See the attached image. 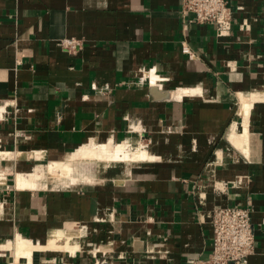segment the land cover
Masks as SVG:
<instances>
[{
  "label": "crops",
  "instance_id": "crops-1",
  "mask_svg": "<svg viewBox=\"0 0 264 264\" xmlns=\"http://www.w3.org/2000/svg\"><path fill=\"white\" fill-rule=\"evenodd\" d=\"M227 5L232 26L220 37L185 23L180 0H0V150L15 154L0 159L3 180L28 172L30 153L61 160L91 140L155 157L71 187L0 183V238L85 245L33 264H206L208 212L241 205L255 235L247 264H264V0ZM66 37L83 45L69 52L58 44ZM243 102L237 148L228 134Z\"/></svg>",
  "mask_w": 264,
  "mask_h": 264
},
{
  "label": "built area",
  "instance_id": "built-area-1",
  "mask_svg": "<svg viewBox=\"0 0 264 264\" xmlns=\"http://www.w3.org/2000/svg\"><path fill=\"white\" fill-rule=\"evenodd\" d=\"M179 13L185 23L212 24L217 36L224 37L230 33L232 15L227 0H180ZM58 44L69 52H76L83 45V40L66 37L60 39ZM180 50L194 57L184 39L180 41ZM143 72L140 69V83L146 80ZM5 186L11 188L7 183ZM251 212L250 207L241 205L218 206L208 212L212 239L206 264H247L255 249Z\"/></svg>",
  "mask_w": 264,
  "mask_h": 264
},
{
  "label": "bare ground",
  "instance_id": "bare-ground-1",
  "mask_svg": "<svg viewBox=\"0 0 264 264\" xmlns=\"http://www.w3.org/2000/svg\"><path fill=\"white\" fill-rule=\"evenodd\" d=\"M189 91L190 90L188 89H177V91L172 92L171 95L179 97L182 96V94H187ZM248 112V104L243 102L241 109L243 119L246 117ZM246 132L245 119L243 120V123L239 125L238 129L237 125L236 127L233 126L230 128L228 137L233 146L237 148H241L243 146L246 140ZM13 154L14 153L10 151L0 150V159L10 158ZM36 155L40 157L43 156L41 152H35V156ZM75 157L80 160L104 162L143 161L155 158L154 155H151L142 145L130 147L126 140L120 142H96L91 140L90 142L83 144L70 152L65 157V161L54 160L48 164L46 168L48 176L61 177L63 176L62 174H66L68 170L67 161ZM41 166L42 165H38L28 172H16L13 176L14 187L16 189L18 188L23 190L37 187L42 177ZM4 176L5 175L3 173H0V181L4 179ZM78 237L80 239V235ZM62 238L63 235L60 236L58 234H54L48 237V241L40 242L17 232L12 238H8L4 242L0 243V256H3L5 252H9L10 257H12L11 261L13 264H33L34 252L54 251L74 254L76 251L81 250L84 247V244L81 243L80 240L70 242L66 237V240H62ZM107 247L108 246L106 245H100L94 248V251H103ZM106 250H108V248Z\"/></svg>",
  "mask_w": 264,
  "mask_h": 264
},
{
  "label": "rangeland",
  "instance_id": "rangeland-1",
  "mask_svg": "<svg viewBox=\"0 0 264 264\" xmlns=\"http://www.w3.org/2000/svg\"><path fill=\"white\" fill-rule=\"evenodd\" d=\"M137 146V145H136ZM134 146V147H136ZM131 147V146H130ZM30 155L32 156V158L35 156V154L30 153ZM36 161H34L35 159L33 158V162L28 166L29 170L31 171V169H33L34 167L38 166V165H42V177L39 181L38 186L40 187H53V188H57V187H61V186H68L71 187L73 185H76L80 182H89V181H84V180H88L91 176L90 173H93L94 176H96L94 181L97 180H101V178H103V174L105 172L106 169L108 168H116L117 169V173H120L122 171V166L124 165L125 167V163L124 162H104V161H88V160H80L77 157L72 158L71 160L67 161V166H68V170L66 174H62L63 176H48L47 172H46V168L47 165L50 164L52 161H48L46 158H42L40 156H35ZM38 159V160H37ZM66 158L61 159L62 161H65ZM54 161V160H53ZM138 162V161H136ZM71 163V165H70ZM130 163H135V162H128ZM127 164V163H126ZM121 167V168H120ZM27 170V171H29ZM14 173V172H13ZM13 173L11 175H6V179L3 181H0V183H4L6 182L7 184L10 185L11 188L14 187L13 185ZM47 174V175H46ZM73 182V183H72ZM85 233H83V231L81 232V235H84ZM12 235H9L7 237H2L0 238V243L4 242L7 238H11ZM76 240V239H75ZM85 246V245H84ZM58 253H64V252H58ZM66 253V252H65ZM68 254V253H67ZM38 257L40 256V253H35L34 257ZM0 258L5 259L7 262L12 263L11 258L10 257V253L9 252H5V254L3 256H0ZM13 264V263H12ZM22 264V263H21Z\"/></svg>",
  "mask_w": 264,
  "mask_h": 264
}]
</instances>
